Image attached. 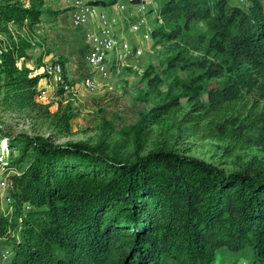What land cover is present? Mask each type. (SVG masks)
Here are the masks:
<instances>
[{"label":"trees","instance_id":"16d2710c","mask_svg":"<svg viewBox=\"0 0 264 264\" xmlns=\"http://www.w3.org/2000/svg\"><path fill=\"white\" fill-rule=\"evenodd\" d=\"M252 2L256 10L243 13L226 0H163L154 31L174 59L198 53L211 78L201 86L207 98L189 90L188 131L242 150L264 149V13ZM61 12L47 0H0V102L50 116L66 136L76 112L69 103L42 109L45 64L28 66L30 40L17 36H33ZM170 108L164 103L124 131L139 138ZM4 140L12 203L4 212L0 199V251L10 246L11 264H264V170L226 172L171 146L125 160L106 154L104 141L56 144L0 128V146Z\"/></svg>","mask_w":264,"mask_h":264},{"label":"rangeland","instance_id":"374dc122","mask_svg":"<svg viewBox=\"0 0 264 264\" xmlns=\"http://www.w3.org/2000/svg\"><path fill=\"white\" fill-rule=\"evenodd\" d=\"M96 1H100L99 4L103 1V3L109 2L110 14L119 16L114 10L115 6H112L116 0ZM162 1L147 0L151 16L159 10ZM226 1L231 10L243 13L256 10L252 0ZM75 2L76 0H73L70 5L63 2L59 10L68 11ZM260 2L264 13V0ZM55 6L59 7V5ZM70 17L72 21V11ZM51 18L46 19L51 20ZM67 20L62 19L57 24L60 27H56L55 20L51 22L52 24H46L47 36L40 38L42 42L35 41V45L30 42L31 46L27 52L33 58L27 61V65H44L53 62L52 58L55 56H58L57 59L66 60L64 65L66 75L72 84L79 86L76 93L59 94L56 85L44 82L41 85L49 91L40 97L39 101L43 105V110L48 108L52 112L67 103L71 104L76 112V116L71 121L72 132L66 136L59 135L51 125L50 116L32 109L9 110L0 102V128L10 137L22 133L31 136L40 135L56 144L87 141L91 145H96L104 141L108 146L106 154L125 160L146 155L160 146L164 148L171 146L178 153L203 159L226 172L247 171L257 176L262 174L264 170L262 146L255 145L244 150L234 149L224 138H204L201 132L195 134L188 131L182 116L189 108V90L199 92L207 98L201 86H206L211 79L203 72L205 69L203 65L196 60V57L200 56L198 53H190L189 59L180 56L174 59L175 52L169 49L167 43H159V37L155 36L143 42L141 51L113 66L108 78L97 79L96 87L89 89L82 83L85 75L90 71L86 59V47L82 45V40L86 41L88 26L76 27L71 24L69 18ZM200 27L204 28V25L201 23ZM17 36L35 39L25 30H21ZM51 53L55 54L47 59V55ZM109 59L110 62H115L114 50L110 52ZM43 68L44 66H41L38 71H43ZM194 79H197L196 83L193 82ZM164 103H170L171 111L162 115L161 122L146 124L139 138L132 130L124 131L125 127L137 124L142 115H150L159 110ZM5 141L0 146V154L8 156L10 146L8 141L7 143ZM2 159L3 156L0 157V168L6 171V175H10L12 171L6 169ZM10 188H0L1 209L4 212L12 203V199L11 202L8 201ZM11 262L12 250L9 245L4 244L0 251V264H11ZM217 264H221L219 260Z\"/></svg>","mask_w":264,"mask_h":264},{"label":"built area","instance_id":"2783aa9c","mask_svg":"<svg viewBox=\"0 0 264 264\" xmlns=\"http://www.w3.org/2000/svg\"><path fill=\"white\" fill-rule=\"evenodd\" d=\"M96 1V0H95ZM76 0L72 9V23L76 27L88 26L85 34L87 43L86 59L90 71L82 81L86 88L96 87L97 79L108 78L111 69L122 59L141 51L144 41L153 39L156 24L162 22L157 10L152 16L147 0H116L112 6L119 16L110 14L109 2ZM115 51L116 60L110 62L109 55ZM43 71L48 74L44 81L54 84L64 93L75 94L78 84L68 79L61 62H50L44 65ZM43 84V83H42ZM40 96L49 91L40 85ZM11 187L9 174L0 168V188ZM11 202V198L8 197ZM240 264H246L244 261Z\"/></svg>","mask_w":264,"mask_h":264},{"label":"crops","instance_id":"0c3cea01","mask_svg":"<svg viewBox=\"0 0 264 264\" xmlns=\"http://www.w3.org/2000/svg\"><path fill=\"white\" fill-rule=\"evenodd\" d=\"M63 2H65V3H67V5L69 4H72L73 3V0H47V5L51 8V9H53V10H59V8H61V4L63 3ZM55 5H59V7H56ZM73 6V5H72ZM72 6H71V9L70 10H68V11H66L65 9H62L63 10V12H61L58 16H52V18H51V20H47L46 18L43 20V22H41V23H39L37 26H36V28H35V33L33 34V36L35 37V39L34 40H31V39H29L30 40V42L33 44V45H35L36 44V42L35 41H40V42H42L41 40H40V38H43V37H45V36H47V34L45 33V26H46V24H52L51 22L52 21H54L55 20V23H56V25L58 24V23H60L61 22V20L62 19H66L67 20V18H69V20L71 21V11H72ZM68 21V20H67ZM71 24H72V21H71ZM73 25V24H72ZM66 26V25H65ZM56 27H60V26H56ZM58 30V29H57ZM60 33H63V32H61L60 30H58ZM64 34V33H63ZM67 38V37H66ZM82 40V39H81ZM82 45H83V47H86L87 48V43H86V41L83 39L82 40ZM86 48H85V50H86ZM56 53V52H55ZM55 53H51V54H49V55H47V59L49 58V57H52ZM58 58V56H55V57H53L52 59L54 60V61H56V59ZM58 60V59H57ZM65 60V59H64ZM65 62H66V60H65ZM66 64V63H65ZM64 64V65H65ZM66 69V68H65ZM44 80H42V83H44L43 82Z\"/></svg>","mask_w":264,"mask_h":264},{"label":"bare ground","instance_id":"6f19581e","mask_svg":"<svg viewBox=\"0 0 264 264\" xmlns=\"http://www.w3.org/2000/svg\"><path fill=\"white\" fill-rule=\"evenodd\" d=\"M7 143V141H5Z\"/></svg>","mask_w":264,"mask_h":264}]
</instances>
